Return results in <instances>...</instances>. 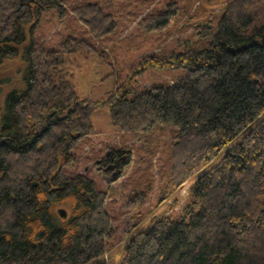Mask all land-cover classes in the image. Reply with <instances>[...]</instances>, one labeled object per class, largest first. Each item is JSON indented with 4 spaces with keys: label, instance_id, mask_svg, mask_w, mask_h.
<instances>
[{
    "label": "trees",
    "instance_id": "1",
    "mask_svg": "<svg viewBox=\"0 0 264 264\" xmlns=\"http://www.w3.org/2000/svg\"><path fill=\"white\" fill-rule=\"evenodd\" d=\"M62 2L0 0V69L16 58L25 64L20 85L2 94L0 264H107L101 258L114 236L107 193L84 173L63 171L76 161L78 139L96 133L91 116L98 105L119 131L173 122L172 190L197 175L183 216L157 217L136 232L123 246L126 264H264V0H225L206 48L142 56L100 103L81 98L61 66L73 53L107 63L104 51L86 38L67 36L57 49L33 39L43 11L56 8L62 16ZM70 11L95 39L115 28L97 3ZM177 12L169 2L138 26L161 30ZM165 67L186 73L135 93V74ZM127 153L116 151L126 154L121 167Z\"/></svg>",
    "mask_w": 264,
    "mask_h": 264
},
{
    "label": "rangeland",
    "instance_id": "2",
    "mask_svg": "<svg viewBox=\"0 0 264 264\" xmlns=\"http://www.w3.org/2000/svg\"><path fill=\"white\" fill-rule=\"evenodd\" d=\"M169 2H175L178 7L172 23L151 32L138 26L142 17L165 10ZM79 3H97L104 12L112 14L116 22L113 31L100 39L93 38L70 11L72 5ZM224 3L225 0H64L62 16L57 14L56 8L43 11L34 27L33 39L46 49H57L67 36L86 38L104 51L107 63L97 54L73 53L66 55L61 66L69 73L81 98L100 103L107 91L129 77L130 66L142 56L206 48L217 29ZM24 65L21 58H16L5 61L0 69V119L4 112L2 94L20 85ZM185 73L184 67L148 68L133 76L132 85L135 93H140L148 87L175 81ZM91 121L96 133L78 139L71 148L76 161L63 171L69 176L84 173L106 191L105 209L114 236L106 242V253L101 259L107 264H126L123 246L136 232L147 229L157 217L178 219L183 216L188 189L197 175L177 191L172 190L169 183L171 141L179 129L173 122L154 125L142 132L119 131L110 124L108 109L103 105L94 109ZM118 150L128 152V164L108 170L107 166L97 168L99 161ZM124 156L126 159V154ZM117 169L121 170L119 177L111 182L112 173ZM131 200L136 201L129 205Z\"/></svg>",
    "mask_w": 264,
    "mask_h": 264
},
{
    "label": "flooded vegetation",
    "instance_id": "3",
    "mask_svg": "<svg viewBox=\"0 0 264 264\" xmlns=\"http://www.w3.org/2000/svg\"><path fill=\"white\" fill-rule=\"evenodd\" d=\"M124 160H125L124 155H118V154H116V152L115 153L111 152L107 155V157L105 159L99 161V163H98L99 166L97 168L104 169V166H107L106 168H108V166H110V165L115 166L116 164H117V166H119V168H121L120 163ZM105 171H106V169H105Z\"/></svg>",
    "mask_w": 264,
    "mask_h": 264
},
{
    "label": "water",
    "instance_id": "4",
    "mask_svg": "<svg viewBox=\"0 0 264 264\" xmlns=\"http://www.w3.org/2000/svg\"><path fill=\"white\" fill-rule=\"evenodd\" d=\"M117 166V164L115 165V167ZM114 167V165H110V166H108V168L107 169H112ZM118 167V166H117ZM120 172H121V170L120 169H117L116 171H114L113 173H112V177H111V181H115L118 177H119V174H120ZM59 215L61 216V217H65L66 216V211L64 210V209H59Z\"/></svg>",
    "mask_w": 264,
    "mask_h": 264
},
{
    "label": "crops",
    "instance_id": "5",
    "mask_svg": "<svg viewBox=\"0 0 264 264\" xmlns=\"http://www.w3.org/2000/svg\"><path fill=\"white\" fill-rule=\"evenodd\" d=\"M98 163H99V162H98ZM118 167H119V166H118ZM115 168H116V167H115ZM115 168H112V169H115ZM116 180H117V179H116ZM116 180H115V181H116ZM111 182H114V181H111Z\"/></svg>",
    "mask_w": 264,
    "mask_h": 264
}]
</instances>
